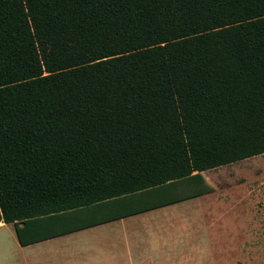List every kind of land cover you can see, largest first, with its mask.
I'll return each instance as SVG.
<instances>
[{
  "label": "trees",
  "instance_id": "obj_1",
  "mask_svg": "<svg viewBox=\"0 0 264 264\" xmlns=\"http://www.w3.org/2000/svg\"><path fill=\"white\" fill-rule=\"evenodd\" d=\"M261 154L264 0H0V224L23 244L200 196L203 171Z\"/></svg>",
  "mask_w": 264,
  "mask_h": 264
},
{
  "label": "crops",
  "instance_id": "obj_2",
  "mask_svg": "<svg viewBox=\"0 0 264 264\" xmlns=\"http://www.w3.org/2000/svg\"><path fill=\"white\" fill-rule=\"evenodd\" d=\"M196 197L47 238L41 237L117 215L139 204L131 198L126 203L112 201L36 218L22 224L23 235L25 240L41 239L27 244L20 241L14 224L1 222L0 228L12 225L16 237L0 232V264H180L183 255L177 250L179 245L163 240L164 223L172 221L170 213L176 206Z\"/></svg>",
  "mask_w": 264,
  "mask_h": 264
},
{
  "label": "rangeland",
  "instance_id": "obj_3",
  "mask_svg": "<svg viewBox=\"0 0 264 264\" xmlns=\"http://www.w3.org/2000/svg\"><path fill=\"white\" fill-rule=\"evenodd\" d=\"M202 174L212 190L171 211L163 240L179 245L180 264H264V154ZM10 227L0 232L16 237Z\"/></svg>",
  "mask_w": 264,
  "mask_h": 264
}]
</instances>
